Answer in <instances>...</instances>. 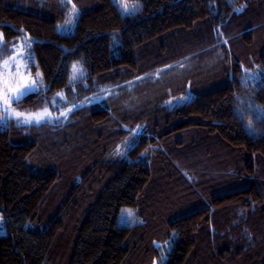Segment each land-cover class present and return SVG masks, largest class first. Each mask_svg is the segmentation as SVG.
I'll return each mask as SVG.
<instances>
[{"label":"trees","instance_id":"1","mask_svg":"<svg viewBox=\"0 0 264 264\" xmlns=\"http://www.w3.org/2000/svg\"><path fill=\"white\" fill-rule=\"evenodd\" d=\"M139 2L121 16L113 0H72L62 34L65 0H0L5 45L27 34L47 86L13 106L63 89L60 107L76 105L60 124L0 122V264H264V123L234 115V94L264 105V0ZM77 60L87 72L68 85ZM123 208L140 222L119 224Z\"/></svg>","mask_w":264,"mask_h":264},{"label":"snow or ice","instance_id":"2","mask_svg":"<svg viewBox=\"0 0 264 264\" xmlns=\"http://www.w3.org/2000/svg\"><path fill=\"white\" fill-rule=\"evenodd\" d=\"M67 4H70V8L65 15V20L63 23L57 24V27L63 31H71L75 24V17L78 16L80 9L75 3H72V0H66ZM113 3L116 4L118 11L121 16L135 15L140 12L143 8L142 3L139 0H113ZM244 4L236 6V10L239 11ZM113 39H115V34H113ZM19 43L16 41L13 42L11 46L12 54L10 56L0 59V122L6 123L8 119L15 117L18 124H29L35 122L39 124L44 120H51L54 116H58L61 119H67L69 112L76 107L75 104H70L68 107L62 108L58 113H53L47 107V102L43 108L37 109L35 111H20L17 107H14V103H18L21 98L30 94L33 90L38 89L43 84L42 73L37 70L33 75L30 71H27L28 65L27 62L23 59L24 56L31 58L30 51H25V49H30L31 38L25 34L24 36L18 38ZM3 42V33L0 32V45ZM227 41H225L226 43ZM187 59V58H185ZM179 63V62H178ZM181 68L184 67L182 63L179 64ZM13 67L15 71H13ZM164 69L171 67V65L163 66ZM163 69H156V76H159V73ZM261 69L257 67L256 70H247L244 77H242L241 83L244 84L247 80L251 79L256 81L261 74ZM87 69L83 66V62L80 60L73 61L71 64L70 72L68 75V84H75L77 81L84 78ZM150 74H145L143 77H135V81L146 78ZM134 81H127L126 84L129 86ZM85 86L87 84L85 83ZM47 87V86H45ZM115 86H107L103 89L105 95L108 94L109 90ZM75 91V88H73ZM236 99V106L234 108V115H238L240 119H244L245 114H248V118L245 122V127L249 132L255 131V121L264 123V105L252 103L251 100L244 103L240 98L239 94H234ZM57 98L66 102V97L63 91L55 93L52 97V103L56 106ZM86 100L88 98H85ZM95 99V96L92 97ZM176 99H187V97H179ZM127 128V125H124ZM140 125H137L136 128L130 129V136L125 137L122 144L116 145V148L113 152L115 156H124L126 155V150L124 145H127L128 148L135 147L134 135L138 132ZM187 175V173H185ZM231 174V173H229ZM191 179V177H189ZM187 209H179L178 212H186ZM122 214L125 215L127 222L135 223L139 217L136 215L134 209H121ZM2 218V217H0ZM142 222V221H141ZM174 235V233H173ZM168 243V242H165ZM153 264H157V261L154 259Z\"/></svg>","mask_w":264,"mask_h":264},{"label":"rangeland","instance_id":"3","mask_svg":"<svg viewBox=\"0 0 264 264\" xmlns=\"http://www.w3.org/2000/svg\"><path fill=\"white\" fill-rule=\"evenodd\" d=\"M66 1V0H65ZM66 5L68 6V10H69V8H70V4H67L66 3ZM77 18H78V16H76L75 17V21L77 22ZM65 20V19H64ZM63 20V21H64ZM63 21L62 22H59V23H63ZM76 22H75V24H76ZM58 24V23H57ZM75 24H74V26H75ZM74 26H73V28H72V30L71 31H63V30H61L60 28H58L57 27V30H58V32H60V33H62V34H72L73 32H74ZM0 32H2L1 30H0ZM22 36H24V35H22ZM21 36V37H22ZM115 41V40H114ZM17 43H19V41H17ZM32 43H31V46H30V49H25V51H30V53H31V58L29 59V57L28 56H24L23 57V59L27 62V65H28V68H27V71H30L33 75L37 72V70L38 69H36V71H34V69H33V65H35V59H34V56H33V53H32ZM7 50H9V51H7ZM7 52L9 53V55L8 56H10L11 54H12V52H11V46H9V47H7L6 45H5V41H4V38H3V42H2V45H0V59H3L4 57H7V55H5V54H7ZM13 71H15V68L13 67V69H12ZM78 82V81H77ZM76 84V83H75ZM75 84H73V86H75ZM69 85V84H68ZM70 85H72V84H70ZM45 87V84H44V81H43V84L38 88V89H36V90H33L32 92H37V91H39V90H41L42 88H44ZM60 91H63L64 92V94H65V97H66V100H67V94H66V90L65 89H63V90H60ZM31 92V93H32ZM59 92V91H58ZM54 95V94H53ZM53 95H51V96H47V103H49L48 105H49V110L51 111V112H53V113H58L59 112V110H61L62 108V106L60 107V102L61 101H63V100H61L60 98H57V101H56V106H54L53 105V103H52V97H53ZM47 105V106H48ZM53 108V109H52ZM61 108V109H60ZM18 110H20V109H18ZM20 111H24V110H20ZM69 114H70V112H69ZM13 119H15V120H17L15 117H12ZM60 120V121H59ZM55 122V124H60L61 123V118H59L58 116H54L51 120H44V121H42V122ZM58 121V122H57ZM32 123H35V122H32ZM41 123V122H40ZM65 183V182H64ZM151 194V193H150ZM154 196V197H153ZM156 196H157V194H156V192H155V194H154V192L150 195V199L151 198H155V204H156ZM123 209H127V208H123ZM0 217H2V215H1V213H0ZM123 218H124V220H125V222H127L126 221V219H125V215L123 214V217H122V212H121V215H120V219H119V224H123ZM136 222H140V220L138 219ZM30 224V223H29ZM133 224V223H132ZM26 226H28V225H26ZM4 232H5V229H4V224H3V217L2 218H0V234H4ZM172 240H170V239H168L166 242H168V243H164V244H166V246L164 247V250H163V248L161 249V252H160V248H161V244H159L158 242H154V247L157 249V251H159L160 252V254H159V259H158V261L160 262V263H163L164 261H165V259L167 258V252L169 251V249H170V247H171V244H172V242H171Z\"/></svg>","mask_w":264,"mask_h":264}]
</instances>
